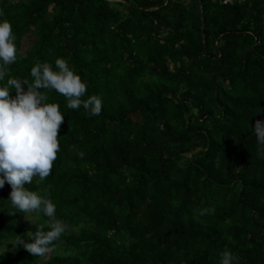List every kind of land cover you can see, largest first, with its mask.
Returning <instances> with one entry per match:
<instances>
[{"label":"trees","instance_id":"obj_1","mask_svg":"<svg viewBox=\"0 0 264 264\" xmlns=\"http://www.w3.org/2000/svg\"><path fill=\"white\" fill-rule=\"evenodd\" d=\"M0 13L18 49L0 84L62 57L84 98L102 99L92 116L42 89L65 115L60 148L26 187L67 226L52 254L74 250L15 243L49 218L18 212L6 181L0 264H220L225 250L264 264V146L251 127L264 120V0H0Z\"/></svg>","mask_w":264,"mask_h":264},{"label":"clouds","instance_id":"obj_2","mask_svg":"<svg viewBox=\"0 0 264 264\" xmlns=\"http://www.w3.org/2000/svg\"><path fill=\"white\" fill-rule=\"evenodd\" d=\"M15 39L11 23L0 19V81L4 80L5 66L17 59ZM54 65L37 62L30 70L34 78L31 82L10 77L0 84V188L6 181L11 185L7 200L18 212H43L49 218L47 225L41 224L31 239L26 241L17 237L15 240L18 246L22 245L35 256L48 253L67 227L56 218V205L49 196L26 187L34 177L39 183L52 173L60 148L58 130L65 115L58 103L48 102L47 92L42 89H54L62 94L69 108L83 106L92 116L99 115L102 110L99 96L93 94L84 98L87 82L65 58H56ZM13 90L14 95L11 94ZM251 127L257 143L264 146V120L257 119ZM79 155L83 156V152ZM45 227L48 230L45 231ZM220 256V264H232L230 251L225 250Z\"/></svg>","mask_w":264,"mask_h":264},{"label":"rangeland","instance_id":"obj_3","mask_svg":"<svg viewBox=\"0 0 264 264\" xmlns=\"http://www.w3.org/2000/svg\"><path fill=\"white\" fill-rule=\"evenodd\" d=\"M28 45H29V40L28 39H25L24 44H23V49H25L26 47H28ZM27 216H28V218L30 220L27 219V218H23L22 221H21V223H27V222L35 219V216H33V215H30L29 214ZM5 246H7L5 249H8V244L7 243H6ZM73 250H74L73 248H71V249H64L62 246H57L56 248H54L53 254H57V253L58 254H69V253H72ZM49 254H52V251H50Z\"/></svg>","mask_w":264,"mask_h":264},{"label":"built area","instance_id":"obj_4","mask_svg":"<svg viewBox=\"0 0 264 264\" xmlns=\"http://www.w3.org/2000/svg\"><path fill=\"white\" fill-rule=\"evenodd\" d=\"M225 2H226V0H225Z\"/></svg>","mask_w":264,"mask_h":264}]
</instances>
